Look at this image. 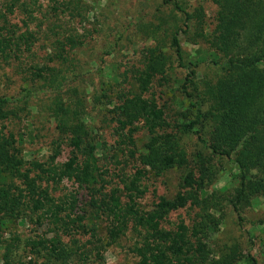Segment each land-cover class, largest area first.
Segmentation results:
<instances>
[{
    "label": "trees",
    "instance_id": "1",
    "mask_svg": "<svg viewBox=\"0 0 264 264\" xmlns=\"http://www.w3.org/2000/svg\"><path fill=\"white\" fill-rule=\"evenodd\" d=\"M214 3L218 10L210 33L203 11L191 13L178 0H163L160 16L149 24L130 16L125 25L115 18L118 33L105 43V23H91L96 8L86 0H51L47 8L55 21L44 33L30 26L43 6L40 0H6L0 7V65L30 52L37 35L50 41L47 61L27 69L28 86L16 96H0V264H27L25 253L46 264H76L86 248L77 237L96 239L93 253L98 246L105 250L117 244L130 230L139 238L133 248L137 264H258L238 243L219 247L214 256L208 246L223 222L222 207L240 215L242 207L264 200V0ZM80 20L92 26H83L81 33ZM132 25L152 45L131 71L129 89H117L115 96L114 84L106 81L108 62ZM184 34L192 45L206 43L214 50L221 70L213 80H197L201 63L188 59ZM92 42L98 47L85 56ZM179 73L187 112L174 126L153 88L157 78L168 82ZM121 76L129 78L127 71ZM34 111L48 112L55 124L57 138L46 161L26 158L23 136L14 126ZM103 123L124 146L117 150L122 152L118 160L126 158L135 169L122 187L110 188L100 165L107 145L99 137ZM143 130L148 141L139 148L137 134ZM178 134L195 136L202 150L190 155ZM65 146L69 156L59 162ZM223 160L238 171L233 193L213 190ZM174 169L183 172L177 194L157 197L152 210L142 209L143 182ZM68 184L75 191L64 193ZM187 207L197 210L191 228L184 223L173 231L164 228L172 212ZM27 219L48 226L54 236L45 232L24 240L15 235L12 225ZM103 220L105 238L98 229Z\"/></svg>",
    "mask_w": 264,
    "mask_h": 264
},
{
    "label": "rangeland",
    "instance_id": "2",
    "mask_svg": "<svg viewBox=\"0 0 264 264\" xmlns=\"http://www.w3.org/2000/svg\"><path fill=\"white\" fill-rule=\"evenodd\" d=\"M24 1V0H23ZM93 4L96 11L90 14V21L92 24L105 23L104 31L102 32L103 41H114L116 37V24L119 18L125 25L130 23V16H133L135 23L139 18L143 19V23L149 24L151 21L160 16L158 8L162 4L163 0H86ZM182 5L191 13L197 12L196 9L204 12V20L206 22L208 33L212 32L215 27V19L217 6L214 0H178ZM6 3V0H0V7ZM43 5L41 8L37 7V11L34 15L37 20L30 26L31 29H36L42 33L48 32L47 29L51 27L55 21V18L49 13L47 5L51 3V0H40ZM101 5V8H100ZM92 9V6L90 7ZM104 10L105 13L102 14ZM162 11H168L166 9H160ZM100 11V12H99ZM107 14V15H105ZM129 15V18L127 17ZM24 17V16H23ZM117 18V19H115ZM26 19V18H23ZM132 22V21H131ZM90 22L80 20L77 23V27L83 33V26L89 25ZM143 26V25H142ZM138 27L132 25L128 34L122 42V46L111 56L109 59L110 68L108 66V76L106 81L111 82L113 85V93L116 96L117 89H124L130 87L133 81L134 67H138L141 61L142 50L152 45L150 41L144 40L146 38L145 32H138ZM38 40L35 42L32 50L23 53L20 58H12L8 62H3L0 65V96H16L22 89L28 86L27 82V69L34 63H42L47 61L50 51V41L42 34L40 37L37 35ZM183 42V49L187 54L189 60L194 62H200V72L198 75V81L203 83L205 81L213 80L220 73V67L215 65V62L220 61L215 55L214 50L209 44L202 43L200 45H192L188 35H181ZM89 43V42H88ZM98 47V44L91 43L85 48V56L90 54L89 49L91 47ZM83 53V54H84ZM87 60V59H86ZM84 60V61H86ZM36 65V64H35ZM112 71V78H110V71ZM128 72V79L125 80L121 75L123 72ZM120 79H119V76ZM182 73L176 76H172L171 80L165 82L157 78L154 83L153 91L157 95L159 102L166 108L168 120L175 126L179 119L182 118V114L187 112L186 105L181 104V94L179 92V82L182 81ZM29 78V77H28ZM111 79V80H110ZM118 79V82L116 81ZM179 81V82H178ZM121 83V84H120ZM120 84V85H117ZM115 91V92H114ZM17 133L23 136V143L25 148V155L27 159H37L40 161H46L51 154L50 147L56 140L57 134L54 121L49 116L48 112L34 111L28 118L23 117L21 120L16 121L14 124ZM104 127V128H103ZM102 131H99L100 142H106L107 145L100 151V165L102 171L106 173L107 179L112 182L111 187L121 185L124 179L132 176L135 172L132 162H128L126 158H118L117 154L122 156L121 151L124 146L121 144L117 136L114 135L113 129L109 128L107 124H102ZM181 137L182 145L187 149L190 155H194L202 150V145L197 138L193 135L178 134ZM138 146H142L148 141V134L143 130L137 134ZM69 149L65 146L62 151V155L59 158V162H64L69 156ZM237 158L236 155L233 156ZM118 161H120L118 163ZM223 167V168H222ZM219 172L216 183L213 186V190L221 193H233L235 188L239 185L238 171L235 164L228 160L222 161V166L219 167ZM183 172L178 169L167 172L163 176L153 177L144 181L142 189L145 190V194L138 200V205L146 211L153 209L154 204L157 202V197L173 198L180 189V183L182 180ZM64 193L67 191H75L71 184H68L63 188ZM59 195V193H58ZM222 211L225 212L223 216V222L220 225L217 234L213 235L209 241V249L213 251V256L216 254L219 247L226 244L238 243L244 253L252 251L258 264H264V200L262 198L254 200L251 204L242 207L240 215L235 213L230 206L222 207ZM196 212L192 207H187L176 212H172L167 221L163 224L167 230H176L181 223H184L188 227H192L196 218ZM107 223L105 220L100 221L98 224L99 235L102 238L106 237ZM48 226L39 227L27 219L24 223H18L12 225V232L15 235H19L22 239H28L41 235L42 233H48L50 237L54 234L50 233ZM8 236V235H7ZM80 239V246L86 245V248H82L84 258L78 256L76 264H137L138 258L133 253V248L137 244L139 238L134 235L130 230L120 241L112 246L102 250L99 246L96 251L91 253L95 247V240L93 243L88 242L91 238L89 236L77 237ZM67 244L71 243L70 237L64 238ZM97 243V242H96ZM101 251V256H97V252ZM96 255V257L94 256ZM26 259L24 261L27 264H46L41 258H38L29 253H25ZM86 257V258H85Z\"/></svg>",
    "mask_w": 264,
    "mask_h": 264
}]
</instances>
